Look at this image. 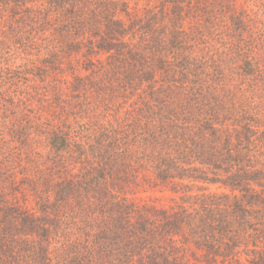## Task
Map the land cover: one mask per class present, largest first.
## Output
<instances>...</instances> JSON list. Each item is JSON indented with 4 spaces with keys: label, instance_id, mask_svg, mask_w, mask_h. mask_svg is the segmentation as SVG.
I'll return each instance as SVG.
<instances>
[{
    "label": "trees",
    "instance_id": "obj_1",
    "mask_svg": "<svg viewBox=\"0 0 264 264\" xmlns=\"http://www.w3.org/2000/svg\"><path fill=\"white\" fill-rule=\"evenodd\" d=\"M34 1L0 0L7 13L0 26H9L1 45L10 50L2 54L0 48V63L36 47L30 34L38 33L39 18L27 14ZM91 2L50 4L65 36L51 48L54 57L59 55L63 68L66 53L85 48L87 73H73L65 89L62 76L54 98L46 75L41 125L31 115L39 96L31 80L33 88L12 102L11 136L1 132L0 193L11 191L0 202V264H264V170L240 158L239 137L221 126L231 111L220 98L226 101L229 82L241 80L251 89L257 83L254 93H262L251 109L264 101L260 59L233 41L248 20L263 26L259 14L244 18L242 7L221 8L220 34L231 42L221 54L204 42L214 28L212 16L208 30L184 27L183 10L190 11L193 0H159L172 6L176 18L157 25L144 20L149 15L131 16L127 25L107 17L116 11V0H97L105 9L101 14L97 7L85 12ZM104 14V31L90 27L97 40L72 37L73 30L85 32L87 18L101 20ZM263 43L252 41V53ZM260 128L243 126L262 137L264 156V118ZM148 176L171 185L175 197L169 205L129 194L135 191L132 180L139 178L136 185L144 187ZM18 194H30L37 209L21 203Z\"/></svg>",
    "mask_w": 264,
    "mask_h": 264
},
{
    "label": "rangeland",
    "instance_id": "obj_2",
    "mask_svg": "<svg viewBox=\"0 0 264 264\" xmlns=\"http://www.w3.org/2000/svg\"><path fill=\"white\" fill-rule=\"evenodd\" d=\"M116 1V11H111L106 15L107 17L111 16L114 19L121 20L124 25H127L129 20H132L130 18L131 16H137V19H139V17L143 18L145 17V15H149V17L145 18L144 20L152 21V23H154L155 25L166 23L169 19V16H173L174 18H176V16L170 15L171 11L174 12L172 6H169V4L163 6V4L159 2V0ZM93 2H91L90 7L85 5V12L86 9L88 11H91L92 9L97 10V8L100 14L101 12H104L105 9L103 8V3L101 4V2H97V0H93ZM50 4L51 0H35L27 6V8L30 9L27 14L35 15L39 18V21L36 22L37 30H39L38 33L36 35H33V32L30 34L31 37L35 36L33 39L36 47H31L27 51L22 50L20 54H12L13 57H9L7 64H5L6 61L0 63V90L4 93V95H2L6 98L5 101L7 103V106L4 107V114L2 112V108H0V135L2 131L4 132V134L9 132L8 127H12L13 123H15L16 118L12 113L11 105L13 103H18L19 98L21 99V97L24 96V93H26L29 87H31V89L33 88L30 84L31 80L36 79L37 84L35 85L36 88H34V91L37 93L36 95L39 94V96L35 98L37 104L36 106H34V109L31 110V112H33V114L31 115H36V118H38L39 121V125H41V117L39 116V114L41 115V89L46 87V84L44 82L46 75H50V84L52 87L51 92L53 93L52 96L54 98V96L56 95V87L60 88V80L62 79V76L67 77V83L63 85L65 89L68 88V82L73 79V73H77L78 75H84L87 73L85 72V70H83L82 67V63L85 60L84 56H87L85 48H83L80 53H66L65 55L70 56L68 58H65V56H63V68H61L59 64V55L57 57H54L57 52H55L54 48H51L55 45H58L60 43L59 40L61 39L62 41L65 36H62L60 30L57 28L60 24L59 19L57 17L59 14L56 13L54 10H51ZM234 5L239 8H243L244 18L246 17L247 13L249 15V12H251L252 15L255 12L256 14H259V18L261 19L260 22L263 26L257 27L256 25H254L253 20L250 22L247 19L248 22L246 23V30H244L241 34H236L233 38V41L235 43V48L240 49L241 52L247 51V53L251 55V57L254 56V58L257 57L258 59H260V63L264 69V43L260 44V47L257 48L258 51L256 53H252V41L264 40V0H193V3L191 5L192 9L189 11L190 7H188L186 8V10H183L184 15L187 19V22L184 27L192 28L191 26H200L201 31L203 29L208 30V28L205 27V23H209L207 17L212 16L214 19V23L212 24L214 28L212 31L209 30L211 31V33H209L207 41H203L206 43L207 47L210 44V46L212 45V47L210 48H215L217 49V51H220L221 54H223L224 52L230 49L231 42L226 39L227 36H221L220 34V29H224L225 26V24H223L224 21L221 18V8L233 7ZM198 7L200 8V13L198 11H194L195 8ZM206 9L208 10L206 11ZM148 10L154 11V14L150 15L149 12H146ZM4 14H7L6 10L0 9V16L3 17ZM155 14L158 16L157 19L152 18ZM103 17H106L105 14L101 15V20L87 18L85 20L87 23V28L85 32L82 35H77V33L74 34L73 30V32L71 31L73 35L72 37H80L78 39H82L83 41L88 42L92 40H97V35L93 34L94 30L91 31L90 27L99 26V29L104 31L103 25L106 20L103 19ZM198 17H200L201 23ZM0 19L3 22V18L0 17ZM6 27L8 29L9 26H0V38L2 36V33L6 34ZM257 29H259V31H257ZM217 32L219 34L215 35L217 34ZM204 33H206V31H204ZM4 41V37L0 39V48L2 50V54L4 51L9 54V48H5L3 45H1V43ZM41 46L43 47L42 49ZM215 49H213V51ZM205 51L212 54L211 49L210 51L205 49ZM58 53L62 56L61 52ZM93 56H95V59L98 58V55L96 54H94ZM53 59V64L55 62L56 63L51 67L50 61H52ZM260 81L264 82V75L262 76V80ZM229 85L230 87L228 86L227 91L225 92L227 94L226 101L223 99V97L220 98L223 103L228 106L227 108H230L231 112L229 113V115L227 114L223 116V125L221 126H228L229 133L232 132L234 133V135H236V137H239L236 138V144H239L238 148L236 149L240 153V158L244 159V162L248 165V167H250L251 169L264 170V156L260 154V149L262 146V137L257 134L252 136L251 133L248 132V130L245 131L243 129V126L246 123L248 127L252 128L255 131L261 129L260 127L263 125L264 118V101L261 102V105L258 106V109L251 108L252 105H254L258 101L257 98L261 99L260 94L262 93H254L256 89H259L257 83L254 85L253 89L245 86L244 82H242L241 80L239 81V83L236 84H232L231 81L229 82ZM10 97H12L13 99L8 100V98L10 99ZM57 99L58 97H55V100ZM240 102L241 104H239ZM9 136L11 135L7 133V137ZM248 138L250 141L248 140ZM134 177H139V174L134 175ZM142 180H144V187L136 185L137 182L141 181L139 180V178H136L131 181L132 186L130 185V189L135 190L133 192L134 195L129 190V194L132 197H145L146 200H148L149 202H153L161 206H167L172 202V199L175 197V195L171 191L170 184L168 185L156 183V181L150 178V176H148L146 180ZM260 181L263 182V177L260 179ZM196 185H198L199 187L200 184ZM206 189L212 192L229 193L228 190L221 185H206ZM10 191L11 190L7 189V191L4 192L2 195L0 193V202L5 198L4 194ZM18 199L21 203L25 204L30 210L35 211L37 209V207L35 206L34 199L31 197L30 194H18ZM82 237L83 236H81L80 238Z\"/></svg>",
    "mask_w": 264,
    "mask_h": 264
}]
</instances>
